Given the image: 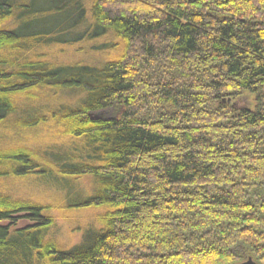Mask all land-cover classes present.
I'll use <instances>...</instances> for the list:
<instances>
[{
  "label": "trees",
  "instance_id": "1",
  "mask_svg": "<svg viewBox=\"0 0 264 264\" xmlns=\"http://www.w3.org/2000/svg\"><path fill=\"white\" fill-rule=\"evenodd\" d=\"M104 38L119 52L98 65L36 51ZM34 89L49 101L18 112L9 96ZM11 116L63 142L0 152V177L65 183L69 207L101 212L63 249L46 207L0 190V264H264V0H0ZM21 213L35 224L12 228Z\"/></svg>",
  "mask_w": 264,
  "mask_h": 264
},
{
  "label": "rangeland",
  "instance_id": "2",
  "mask_svg": "<svg viewBox=\"0 0 264 264\" xmlns=\"http://www.w3.org/2000/svg\"><path fill=\"white\" fill-rule=\"evenodd\" d=\"M111 43H116V40L104 38L92 43H81L72 47L42 48L36 51L46 54L47 58L45 57V61L50 63L60 64L80 62L83 64L89 63L98 65V63H101L104 59H113L114 56L118 54L119 49H103V45L109 46ZM45 93L46 91L44 92L34 89L26 90L22 93H16L9 97H12L13 102L17 104V110L19 112L24 105L26 107L27 102L32 103L33 101L31 100L33 98L36 99V96L39 94L40 98L44 99V102L47 100L49 101L48 96ZM235 103L241 108H252L253 98L248 94H244V96L239 98ZM50 106L56 107L54 104H51ZM104 115L105 117L112 116L110 112L105 113ZM13 119L14 117L11 116L0 125V152L6 153L8 151L17 150L18 147H27L33 151H38L51 146V144L53 145L56 143L59 145L63 142L56 141L55 138L52 137L53 134L51 133L53 131H51V128H49L48 125L31 128L30 130H21L20 128L14 127L16 124ZM55 153L58 155L61 154L57 151H55ZM0 169H2V166H0ZM88 182V179L79 180L76 189H85L84 186H86ZM62 185L66 186L65 183L61 182L56 184L53 179L47 180V178L35 175H28L26 177H0V190L3 193L12 196L16 200L46 207L43 214L53 220V224L47 232L46 239L55 241L63 249H69L78 246L83 242L86 230H98L95 216L101 211L95 209H73L69 207L71 205L70 202H79L82 193L70 192L71 195L66 199L65 192L61 191ZM27 216L26 213L16 215L12 228L19 229L33 226L35 222L29 220ZM9 224L10 223L7 222L0 223V226ZM247 259L248 258L246 257L243 261H246Z\"/></svg>",
  "mask_w": 264,
  "mask_h": 264
},
{
  "label": "water",
  "instance_id": "3",
  "mask_svg": "<svg viewBox=\"0 0 264 264\" xmlns=\"http://www.w3.org/2000/svg\"><path fill=\"white\" fill-rule=\"evenodd\" d=\"M238 264H258L257 262H255L252 258H248L246 261H243L241 263Z\"/></svg>",
  "mask_w": 264,
  "mask_h": 264
}]
</instances>
